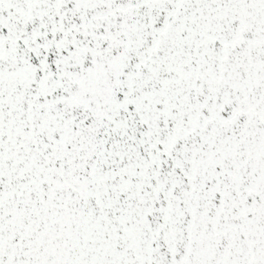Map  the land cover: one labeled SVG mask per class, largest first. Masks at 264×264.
<instances>
[{
	"label": "snow or ice",
	"instance_id": "obj_1",
	"mask_svg": "<svg viewBox=\"0 0 264 264\" xmlns=\"http://www.w3.org/2000/svg\"><path fill=\"white\" fill-rule=\"evenodd\" d=\"M0 264H264V0H0Z\"/></svg>",
	"mask_w": 264,
	"mask_h": 264
}]
</instances>
